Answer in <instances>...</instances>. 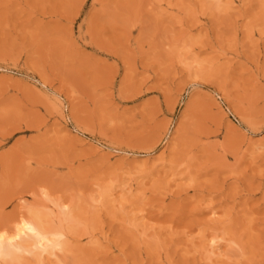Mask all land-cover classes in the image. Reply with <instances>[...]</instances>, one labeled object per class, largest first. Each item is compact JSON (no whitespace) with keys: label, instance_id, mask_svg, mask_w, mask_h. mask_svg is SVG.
<instances>
[{"label":"rangeland","instance_id":"1","mask_svg":"<svg viewBox=\"0 0 264 264\" xmlns=\"http://www.w3.org/2000/svg\"><path fill=\"white\" fill-rule=\"evenodd\" d=\"M33 220L0 264H264V0H0V234Z\"/></svg>","mask_w":264,"mask_h":264},{"label":"bare ground","instance_id":"2","mask_svg":"<svg viewBox=\"0 0 264 264\" xmlns=\"http://www.w3.org/2000/svg\"><path fill=\"white\" fill-rule=\"evenodd\" d=\"M24 237L31 238L33 240L32 244L33 246H35L34 248H37V249L38 247L42 248L41 250L42 252H43V248L45 249V247L49 245V242H50L47 239L46 234L40 230L38 224L34 220L33 221H21L15 227V232L12 235L10 234L8 236L7 235L1 236L0 234V253L4 254V253H8L13 248H17V249L21 248L22 245H20V243H18L17 241L23 239ZM50 243L54 244L52 243V241ZM54 245H57V244H54Z\"/></svg>","mask_w":264,"mask_h":264}]
</instances>
